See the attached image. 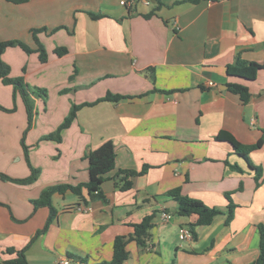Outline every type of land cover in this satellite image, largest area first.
I'll return each instance as SVG.
<instances>
[{
    "label": "crops",
    "instance_id": "1",
    "mask_svg": "<svg viewBox=\"0 0 264 264\" xmlns=\"http://www.w3.org/2000/svg\"><path fill=\"white\" fill-rule=\"evenodd\" d=\"M123 1L0 0V40L37 48L33 30L45 28L37 36L48 53L47 61L20 46L3 53L10 76L27 84L34 116L29 125L23 95L0 79V172L26 178L31 166L40 171L32 183L0 176V260L29 245L30 264L109 261L116 236L154 215L146 245L131 241L123 264H252L264 226V143L249 155L263 169L257 181L248 162L215 136L227 130L253 144L264 135V68L250 81L227 73L238 57L264 66V0ZM57 47L67 52L59 55ZM233 82L249 87L247 103L229 90ZM108 93L132 97L103 99ZM73 105L83 106L61 139H45ZM108 140L116 164L101 185L103 197L86 188V200L55 192L49 223L50 207L33 201L50 185L88 182L87 153ZM122 169L139 172L128 190ZM174 188L223 213L197 227L193 239L181 238L192 218L178 214L168 195ZM227 192L236 206L229 225Z\"/></svg>",
    "mask_w": 264,
    "mask_h": 264
},
{
    "label": "trees",
    "instance_id": "2",
    "mask_svg": "<svg viewBox=\"0 0 264 264\" xmlns=\"http://www.w3.org/2000/svg\"><path fill=\"white\" fill-rule=\"evenodd\" d=\"M13 2H25L28 0H11ZM93 18H99L102 16L100 13L89 12ZM45 28L34 29V37L37 42L38 47L32 48L29 44L22 40L11 39V40H0V79L6 84H12L15 88V92L19 91L24 98L29 125H31L33 116H34V102L32 100L31 94L27 91V84H25L24 79L22 77H11V66L5 62L3 59L4 51L11 46H20L28 53L38 51L40 55V59L42 61H47L48 53L44 46V44L39 40L37 36V32L43 30ZM56 52L59 55H63L67 52L66 47H57ZM264 68L262 64L257 62H245L241 60L239 57L232 64L227 66V73L231 76H237L243 78L245 80H255L257 78L258 71ZM229 90L233 93L239 94L244 103H247L250 100L251 92L249 87L246 84L233 82L229 83ZM29 87V86H28ZM34 92L37 94L46 97L47 93L45 89L42 88H34ZM132 97V95H123V94H112L108 93L106 97L103 99L118 101L122 98ZM101 99V100H103ZM101 100L92 103L86 104H95ZM83 105H73L70 113L67 115L65 120L60 124L55 132L47 134L45 139H61V132L66 127H69L75 118L77 111ZM3 108L2 106H0ZM217 140L227 141L229 142L233 150L236 154L243 157L249 164L250 169L255 173L257 181H260L263 176V169L261 166L254 164L251 161L249 155L252 151L257 150L262 147L264 143V135L263 137L256 143L253 144H245L240 142L236 137L227 130H220L219 133L215 136ZM87 158L89 161V172L90 179L88 182L79 185L72 184H56L50 185L46 187L40 197L37 200H34L35 207L39 206H49L51 209V215L49 218V223L53 221V218L57 212V209L53 205L52 196L55 192L65 193L67 190H71L73 193L83 197L84 188L87 189L89 196L91 197H103L101 192V185L106 179V175L115 168L116 164V148L113 141L108 140L104 142L97 149L91 150L87 153ZM235 170L242 171L243 169L237 164L231 165ZM39 169L31 166V174L26 178H11L10 176L1 173L0 176L4 179H11L13 181L19 183H32L38 178ZM143 169L142 172H144ZM140 172V173H142ZM118 174L122 177V181L124 182L122 188L124 190H128L131 187V182L129 177H133L139 172L135 170H126L122 169L118 171ZM169 196H172L178 203L177 212L179 215L184 217L192 218L191 223L189 224L194 237L196 236V229L199 226H206L213 223L215 217L221 213L222 210L211 207L207 205L204 201L199 200L197 198L190 197L188 195H184L181 192L180 188L171 189L168 192ZM227 199L230 201L228 206V216L226 219V224L229 225L234 217L235 205L232 202L231 193H226ZM86 200V199H85ZM154 215L146 216L140 223L133 224L134 231L126 236V235H118L114 240V254L113 258L109 261H102L95 264H123L130 257V251L128 249V244L131 241H136L139 245L145 246L149 236L151 235V229L154 226L153 223ZM48 223V224H49ZM261 230V241H260V254L255 262L252 264H264V226H259ZM42 231V230H41ZM41 231L37 232V234L33 237V240L41 233ZM29 247L27 245L22 250L17 251V255L13 258L0 260V264H30L26 255V250ZM10 253L14 252V248L7 249ZM163 264H175L174 262L163 263Z\"/></svg>",
    "mask_w": 264,
    "mask_h": 264
},
{
    "label": "built area",
    "instance_id": "3",
    "mask_svg": "<svg viewBox=\"0 0 264 264\" xmlns=\"http://www.w3.org/2000/svg\"><path fill=\"white\" fill-rule=\"evenodd\" d=\"M133 1L134 0H126V1H123V3L127 4V5L128 4L130 5V4L133 3ZM145 1H146V3H149L148 0H145ZM213 84H214L213 82H210V85H213ZM80 208H82V207H80ZM163 216H164L165 219H169L171 217V214L165 213ZM180 234H181V238H183V239H193V233L187 227H182L180 229ZM69 262L70 261L68 259H61V260L58 261V264H69Z\"/></svg>",
    "mask_w": 264,
    "mask_h": 264
}]
</instances>
